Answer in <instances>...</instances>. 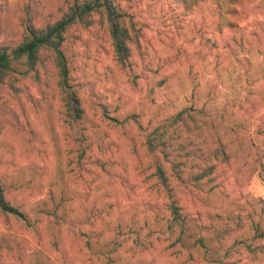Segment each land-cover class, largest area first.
<instances>
[{
    "label": "rangeland",
    "instance_id": "374dc122",
    "mask_svg": "<svg viewBox=\"0 0 264 264\" xmlns=\"http://www.w3.org/2000/svg\"><path fill=\"white\" fill-rule=\"evenodd\" d=\"M74 1L0 0V45ZM119 3L125 64L105 15L66 33L82 120L46 50L0 84V264H264V0Z\"/></svg>",
    "mask_w": 264,
    "mask_h": 264
},
{
    "label": "trees",
    "instance_id": "16d2710c",
    "mask_svg": "<svg viewBox=\"0 0 264 264\" xmlns=\"http://www.w3.org/2000/svg\"><path fill=\"white\" fill-rule=\"evenodd\" d=\"M105 15L110 26L114 52L118 62L125 64L130 57V41L132 33L124 23V15L120 12L119 0H75L59 19L47 23L42 27L30 23L26 33L17 44L0 45V84L11 78L14 73L24 74L32 71L41 63L42 53L46 50L51 53L55 67L60 77V85L65 93L64 103L67 119L78 122L84 116V108L77 90L68 84L69 64L63 49L68 28L75 24L90 25L92 15ZM25 66L26 70L19 71ZM181 116V113L178 114ZM155 147L153 146L151 150ZM224 148L219 145L214 151L225 156ZM211 169V168H210ZM157 174L164 186H168V179L161 165ZM205 175V174H201ZM174 222H181L178 206L174 201L169 205ZM0 210L15 215L20 210L6 199L0 182Z\"/></svg>",
    "mask_w": 264,
    "mask_h": 264
}]
</instances>
